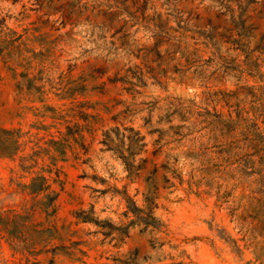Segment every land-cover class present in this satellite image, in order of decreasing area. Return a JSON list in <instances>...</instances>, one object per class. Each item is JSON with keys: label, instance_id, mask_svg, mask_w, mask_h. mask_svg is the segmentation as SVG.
Returning <instances> with one entry per match:
<instances>
[{"label": "rangeland", "instance_id": "374dc122", "mask_svg": "<svg viewBox=\"0 0 264 264\" xmlns=\"http://www.w3.org/2000/svg\"><path fill=\"white\" fill-rule=\"evenodd\" d=\"M0 264H264V0H0Z\"/></svg>", "mask_w": 264, "mask_h": 264}, {"label": "trees", "instance_id": "16d2710c", "mask_svg": "<svg viewBox=\"0 0 264 264\" xmlns=\"http://www.w3.org/2000/svg\"><path fill=\"white\" fill-rule=\"evenodd\" d=\"M119 130V129H118ZM129 131L133 132L134 135L133 136H127V135H123V137H115L112 135V130H108L105 132V138H104V143L109 146V147H113V145H116L117 147H119L121 155H124V153H126V151H129V149H133L136 147L137 144H139V142H141L143 140V137L140 136V132L135 131L133 128H129ZM4 131V130H3ZM7 131V130H6ZM5 132V131H4ZM129 140V149L126 150L124 148V144H126V140ZM7 141H9L7 139ZM17 143V142H16ZM127 165L130 167L131 171L134 168V164L133 162L129 161V158H124ZM41 180V178H37L34 179L32 184L29 186V188L31 189L32 192H38L41 191V184H39V181ZM130 202V199H129ZM132 207V206H131ZM134 213H136L137 218H143V216H141V212H143L142 208H139L137 206H133L132 208H130ZM144 219V218H143ZM151 219H155L152 215H151ZM136 221V220H135ZM145 221L146 225H150L151 223L148 220H143Z\"/></svg>", "mask_w": 264, "mask_h": 264}]
</instances>
